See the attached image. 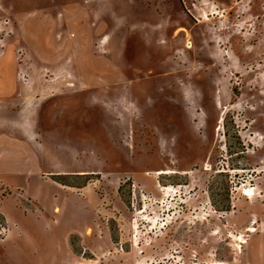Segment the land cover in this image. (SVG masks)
<instances>
[{
    "label": "rangeland",
    "instance_id": "obj_1",
    "mask_svg": "<svg viewBox=\"0 0 264 264\" xmlns=\"http://www.w3.org/2000/svg\"><path fill=\"white\" fill-rule=\"evenodd\" d=\"M222 1L0 0L42 120L0 112V264H264V0Z\"/></svg>",
    "mask_w": 264,
    "mask_h": 264
},
{
    "label": "crops",
    "instance_id": "obj_2",
    "mask_svg": "<svg viewBox=\"0 0 264 264\" xmlns=\"http://www.w3.org/2000/svg\"><path fill=\"white\" fill-rule=\"evenodd\" d=\"M207 1L208 2L212 1L213 2L212 4L214 3L218 4L220 11H223V10L227 11V9L229 8V6L225 5L222 0H195V1L194 0H184V2L187 3V6H188V3L192 5L194 4V7H196L195 9H198V10L209 9L206 6L204 8L203 3L204 2L207 3ZM222 17H225V14ZM10 71H11V66L8 68L7 71H3V74L5 76H8L11 73ZM0 87H1L0 88V91H1L0 92V112L2 116L4 115V121L6 122L7 128L14 133L16 131H20L21 134L26 133L27 136L23 135V138L25 140L26 139H29V140L37 139L36 134L39 136L41 134L39 132L37 133L35 130L31 131V133H28V130L33 129L34 127H38V126L40 127L42 120H39V119L36 120L32 117L20 118L19 116L23 114V110L20 109V111H16V109L20 106H25V105L33 106L37 104L38 101H40L41 99L40 95H36L35 97H32L29 94H25V92L20 93L18 92L19 85L17 84L11 85L10 83H8V85L7 84L1 85ZM26 114L30 115L31 111H29L28 109V112ZM45 121H47L46 118H45ZM29 140H26V142L30 144L31 142H29ZM45 195H46L45 196L46 200H51L52 194L45 192Z\"/></svg>",
    "mask_w": 264,
    "mask_h": 264
},
{
    "label": "bare ground",
    "instance_id": "obj_3",
    "mask_svg": "<svg viewBox=\"0 0 264 264\" xmlns=\"http://www.w3.org/2000/svg\"><path fill=\"white\" fill-rule=\"evenodd\" d=\"M187 47H188V48H191V47H192V43L188 41V42H187ZM210 168H211V167H210ZM83 174H85V173H83ZM255 189H256V188H255ZM257 190L259 191L260 189L258 188ZM257 190H256V191H257ZM257 194H258V193L254 192V193H253V196L255 197V196H257ZM251 196H252V195H251ZM251 198H252V197H251ZM250 201H251V200H250ZM241 246H242V245H241V242H240V244L238 245V247L241 248Z\"/></svg>",
    "mask_w": 264,
    "mask_h": 264
}]
</instances>
